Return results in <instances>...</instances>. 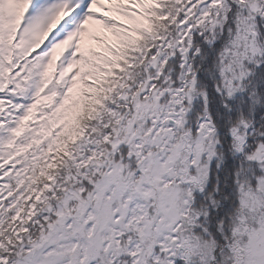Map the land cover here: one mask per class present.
Masks as SVG:
<instances>
[{"label": "snow or ice", "instance_id": "snow-or-ice-1", "mask_svg": "<svg viewBox=\"0 0 264 264\" xmlns=\"http://www.w3.org/2000/svg\"><path fill=\"white\" fill-rule=\"evenodd\" d=\"M0 264H264V0H0Z\"/></svg>", "mask_w": 264, "mask_h": 264}]
</instances>
